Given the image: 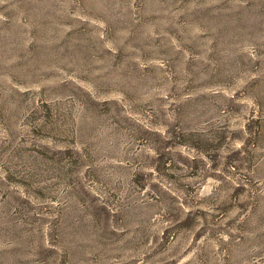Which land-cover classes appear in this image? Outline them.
I'll list each match as a JSON object with an SVG mask.
<instances>
[{
	"label": "rangeland",
	"instance_id": "obj_1",
	"mask_svg": "<svg viewBox=\"0 0 264 264\" xmlns=\"http://www.w3.org/2000/svg\"><path fill=\"white\" fill-rule=\"evenodd\" d=\"M0 264H264V0H0Z\"/></svg>",
	"mask_w": 264,
	"mask_h": 264
}]
</instances>
